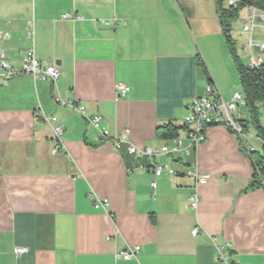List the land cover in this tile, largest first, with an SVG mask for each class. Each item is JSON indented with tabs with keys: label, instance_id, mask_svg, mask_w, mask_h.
Listing matches in <instances>:
<instances>
[{
	"label": "crops",
	"instance_id": "obj_1",
	"mask_svg": "<svg viewBox=\"0 0 264 264\" xmlns=\"http://www.w3.org/2000/svg\"><path fill=\"white\" fill-rule=\"evenodd\" d=\"M0 34L16 71L33 52L59 70L65 102L102 117L111 137L128 131L131 144L157 152L116 150L56 103L48 80L18 74L0 85V264H221L225 245L231 264H264V188H249L258 150L246 134L211 127L189 155H165L175 139L157 134L171 125L186 145L190 103L208 86L228 102L241 92L216 0H0ZM118 85L129 88L119 101ZM49 117L64 126L59 154ZM157 165L177 175L156 177ZM196 170L209 178L192 212ZM92 196L110 201L108 213ZM129 248L136 259L117 258Z\"/></svg>",
	"mask_w": 264,
	"mask_h": 264
},
{
	"label": "built area",
	"instance_id": "obj_2",
	"mask_svg": "<svg viewBox=\"0 0 264 264\" xmlns=\"http://www.w3.org/2000/svg\"><path fill=\"white\" fill-rule=\"evenodd\" d=\"M217 1L221 2L222 5L226 4L228 9L239 8V12L241 9H245V13L241 18H239V22L242 26L241 36H247V43L246 45H243V49H245V58L242 61L250 69H259L264 65V35L258 32L259 30L264 31V9L249 4L242 6L243 2L241 0ZM62 18L69 20L76 17H73L71 14H66L63 15ZM114 22L115 21H103L101 24L110 26L111 24H114ZM28 36L31 37L32 33L30 32ZM2 38L3 36L0 34V40ZM18 74H25L36 79L50 81L56 91V103L61 106H68L75 109L81 116L87 119L88 123L95 130L100 133L102 139L109 141L116 150H120L123 145H127L129 154L135 157H147L149 159H153L157 156V152L151 148H139L131 144L128 131H124L118 136L111 137L110 133L102 127V117L98 115L87 116L85 107L65 102L57 90V82L60 77V72L55 66H43L40 61L35 58L34 53L30 52L23 58L21 62V70L18 72L11 65L6 53L0 48V85H7L9 81ZM128 94V87L125 85L117 86L115 97L117 101L127 98ZM244 108L245 99L242 92L234 93L230 101L226 102L223 100L219 91L214 89L212 86H208L204 97L197 98L188 105V113L185 118L187 144L184 145L183 141L179 138L175 139L171 146H165L163 148V153L165 155H172L176 153L189 155L193 147H196L206 141L207 130L214 126L226 127L241 136L243 132L238 120L242 118L241 111ZM46 121L52 126L54 133L53 153H62L64 126L58 123L56 117H49ZM259 141L262 147H264V140L259 139ZM164 173H168L173 176L177 175L176 171L167 165H157L154 167V174L156 177H160ZM189 176L193 177L196 182L195 189L189 199L191 211L196 212L200 203L198 186L206 185L209 177L201 175L197 170L190 172ZM91 201L93 202L95 210H102L108 213V209L110 207V201L108 199L92 196ZM199 233V229L195 228L192 231V236L196 237ZM230 249V245H225L218 249L217 261L219 263L231 264L227 254ZM26 252L27 250L25 249L15 250V254L17 256L24 255ZM138 252V248H129L121 252L117 258L123 259L124 261H130L132 259H136Z\"/></svg>",
	"mask_w": 264,
	"mask_h": 264
},
{
	"label": "trees",
	"instance_id": "obj_3",
	"mask_svg": "<svg viewBox=\"0 0 264 264\" xmlns=\"http://www.w3.org/2000/svg\"><path fill=\"white\" fill-rule=\"evenodd\" d=\"M243 5H255L264 9V0H241ZM216 14L222 26V32L226 41L229 53L233 59L236 71L239 76L241 92L245 99V112L247 118L238 120L243 134H248L250 128L254 129L256 136L264 140V127L261 124V110L264 109V65L259 69H250L237 56L234 44L231 38V25L228 21L238 17L239 8L224 9L221 2L216 0ZM177 129L171 125L161 127L157 134L163 140H172L178 137ZM253 163L254 173L249 188H264V147L262 151L249 152Z\"/></svg>",
	"mask_w": 264,
	"mask_h": 264
},
{
	"label": "rangeland",
	"instance_id": "obj_4",
	"mask_svg": "<svg viewBox=\"0 0 264 264\" xmlns=\"http://www.w3.org/2000/svg\"><path fill=\"white\" fill-rule=\"evenodd\" d=\"M223 8L224 9H228L226 4L223 5ZM244 13H245V9H241L240 12H239V17H235L233 20H231V21L229 20L228 21V23H230V25H231V38H232V41H233V44H234L235 52H236L237 56L241 60H243L245 58L244 57L245 49H243V45H246V43H247V36H245V35L241 36L242 26H241V24L239 22V18H241ZM258 32H260L262 35H264V31L263 30H259ZM263 41H264V38H263ZM237 89L241 90L240 86H239V83H238ZM225 98H227V97H225ZM226 102H228V99H226ZM241 112L245 116V117L244 116L243 117L247 118V113L245 112V110H242ZM260 115H261V124L264 127V109L261 110ZM255 135H256L255 130L250 128L249 133L244 135V139L246 141V144L247 145L250 144L256 150L262 151V146L258 142V140L255 138Z\"/></svg>",
	"mask_w": 264,
	"mask_h": 264
}]
</instances>
